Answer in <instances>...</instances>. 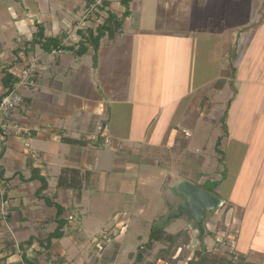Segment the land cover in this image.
<instances>
[{"label":"crops","instance_id":"0c3cea01","mask_svg":"<svg viewBox=\"0 0 264 264\" xmlns=\"http://www.w3.org/2000/svg\"><path fill=\"white\" fill-rule=\"evenodd\" d=\"M16 1V5L22 3L21 9L16 5L5 6L14 20L11 27L16 29L11 38H2L11 29L10 23H0V99L5 92L3 78L7 73L17 78L22 69L33 68L37 72V85L33 89L20 88L29 108L22 119L28 133L10 137L0 146V168L4 172V178L0 180L3 185L1 192L4 193L7 185L11 204L9 217L5 220L0 217V242L5 248L10 241L16 248L14 252L0 251V259L8 255L3 264L21 261L18 253L24 247L20 249V244L32 237L40 239L45 232L47 234L55 228V225L42 224L54 210L37 199L41 183L30 180L33 169L39 170L40 175L47 179L45 194L56 197V202L66 207L73 206L72 218L75 220L81 208H78L69 190L59 188L58 179L63 170L80 171L85 182L82 199H89L90 203L94 189L104 190L96 188L94 182L97 176L113 167L123 171L119 178L114 177L121 182L123 189L126 184L133 183L137 174L121 157L125 149L122 147L125 144H129L128 147L136 145L133 136L140 133L133 127L135 115L124 118L120 112L123 114V106L130 104L136 71L144 75L142 87L149 89L153 80L150 70L158 65L160 82H156V90L152 92L156 95L158 87L164 88V75H168L166 71H169L170 64H180L176 72H170L177 79L182 78L184 83L181 85L184 94L177 99L191 97L177 120L185 130L198 125L199 121L203 125L215 126L218 120H224L226 115L224 119L219 117L223 109L219 107L221 101L212 99L210 102L208 96L213 92V96L221 100L233 94L227 111L231 117L234 114V118L239 116V112H244L245 120L241 122V127H245L244 135H235L237 130L232 125L240 119L232 122L229 116L231 126L224 125L222 128L224 142L236 139L240 145H248L250 149L252 142L249 136L253 140L260 137V147L258 143L256 147L261 149V157H264V0H133L129 8L130 16L121 30L112 37L102 39L96 54V65L92 48L84 56L77 57L70 51L48 52L40 45L32 44L38 24L44 26L46 38H62L65 35L63 41L68 46L80 40L78 30L96 29L98 24L103 23V15H94L86 20L84 8L87 0H74L65 5L57 0ZM106 1L119 18L124 14L126 9L121 0ZM222 60L229 62L232 68L227 70L222 66L221 69L218 64ZM205 63L211 66L213 72L210 80H204ZM214 63L220 67L219 72L215 71ZM247 65L255 66L254 71L245 69ZM237 69L244 71L243 77ZM164 95L170 99L166 92ZM242 95L246 105L239 102ZM169 99L165 105L157 104L148 95L143 105L145 115L150 110H162L172 103ZM214 103L216 106H213ZM250 114H258L259 117ZM249 115L253 122L249 121ZM159 120L156 114L151 124ZM254 123L258 128L253 135L251 130L249 135L248 127H253ZM137 124L142 126L144 122ZM187 131L185 134H191ZM145 136L146 133L144 140ZM178 137V132L173 130L168 145L177 143ZM65 139L78 143L70 144ZM108 144L112 146L108 148ZM186 144L187 150L200 151L192 140ZM29 162L32 164L29 165ZM110 162L113 167L111 165L108 169ZM245 169L241 168V173L246 174ZM160 171L139 169L138 173L151 176L160 174ZM229 191L224 192L228 198L234 195H230ZM262 205L264 208V201ZM233 210L236 217L241 216L239 209ZM249 236L254 238L252 234Z\"/></svg>","mask_w":264,"mask_h":264},{"label":"rangeland","instance_id":"374dc122","mask_svg":"<svg viewBox=\"0 0 264 264\" xmlns=\"http://www.w3.org/2000/svg\"><path fill=\"white\" fill-rule=\"evenodd\" d=\"M15 1L0 0V23L6 24L9 22V28H11L4 33L5 35L3 34L2 38L5 39L11 38L13 33L16 32L15 26H13L14 29L11 27V24L14 23L12 15L5 8L9 5L15 6L18 2ZM28 1L32 2V0ZM57 1L65 5L74 0ZM16 6L20 9L23 7L20 2ZM0 35H2L1 32ZM215 60H218V58H215ZM179 65L172 66L170 64L169 71H166L168 75H164V88L158 87L155 91L156 95L152 92L156 90V82L158 84L160 82L159 73H161V70L156 67L158 65L150 70L149 74L153 76V80L151 79L152 87L149 89L142 87L145 82L142 73L140 75L136 71L133 74L132 94L129 97L130 104L123 106V114L120 112L124 118L135 115L134 120L137 123L144 122L142 126H139L136 122L134 123V129H138L140 133L133 136L136 145L133 144L128 147L129 144H122L123 147L121 146L123 149L125 148L121 157L137 174L134 176L136 178H134L133 183H131L133 186L130 187L131 185L126 184L123 189L121 182L116 180L123 171L113 167L110 162L107 168L109 169L111 165L113 168L107 170V173H103V175H98L97 180L94 182L96 188L101 187L104 190L97 191V189H94L95 192L90 197L91 203L88 198V201L82 199L85 193L84 190L81 197L72 194L75 203L81 210L78 209L80 212H77L78 218L76 220H70L71 223L66 230L65 238L53 241L52 253L54 256L52 260L64 258L66 260L64 264H134L139 251L138 248L148 242L151 227L157 224L165 226L166 232L170 234H177L185 229L189 231L191 241L184 251L179 249L173 255L166 252L162 254V250H166L169 245L156 244L155 249L145 257L141 264L189 263L194 259L195 252L200 249L202 240V244L207 247V252L203 257H195L192 264H230L216 259V256L227 258V260L233 261L232 264H264V208H262L264 201V157H261L263 153L260 154L261 149L258 148L260 147V137L253 140V137L249 136L252 142L250 149H248V145H240L241 143L235 141L236 139H231L229 142L225 141V143V134H223L222 128L224 125L229 128V125L232 124L229 121L231 114L227 111V107L232 102L231 99L234 95L229 94V100L227 97L218 100L216 96H213V92L208 96L210 102L212 99H216L218 102L221 101L219 107L223 109L219 117H223L222 119L225 118V115L227 117L224 120L221 119V122L218 120L215 126L203 125L199 121L198 125H193L187 129L191 134H185L188 131L185 130L186 128H182L177 120L181 113H184L183 110L187 106L186 102L191 97L188 96L183 100L182 98L177 99V97L184 94L182 93L184 87H181L184 84L182 78L177 79L174 76L175 74H172L177 71ZM218 65L221 69L222 66L227 70L232 68L229 62L224 63L223 60ZM219 66L214 65L216 72L221 70ZM244 67L250 72H253L255 68V66L250 65ZM225 68L224 70H226ZM170 70H172V73ZM204 73V80H210V74L213 72L211 66L209 67L207 63H205ZM237 73L243 77L244 71L237 69ZM165 92L166 95L172 92L175 93L170 94L169 99L167 96L164 97ZM148 95L157 104L165 105L168 99L169 101L172 100V103L167 104L162 110H150L145 115L143 105ZM239 102L246 105L245 96L242 95ZM213 106H216V103ZM242 108L244 109V107ZM241 113L239 112L237 118H234V114L232 117L230 116L232 122L240 119V122H234L232 125L237 130L236 136L237 134L244 135L245 127H241L243 126L241 122L245 120V114L244 112ZM156 114L160 117V120L155 124H151ZM250 115L248 119L253 122L252 115ZM257 115L252 117H257ZM249 127V135L251 130V135H253L258 128L257 123H254L253 127ZM173 130L178 132L179 137L177 143L169 146L168 141ZM144 133H146L145 140L143 138ZM189 140L195 142L194 146L200 149L198 153L187 150L186 142ZM257 143L258 147H256ZM262 143L264 145V139ZM111 146L112 144H108V148ZM244 167H246V174L241 173V168ZM139 169L141 171H161L158 175L152 174L150 176L139 174ZM61 176L62 174L59 178ZM184 180L224 201L222 207L207 215L204 226L211 233L210 235L206 236L205 234L201 237L200 231L195 229L196 223L187 217L169 221L178 206L185 202L184 198L176 191L178 184ZM82 181L84 188L83 176ZM246 187L249 189H246ZM229 189L231 190L229 191ZM226 191H229L230 195L233 193L234 195L228 198L224 195ZM233 208L241 211L240 217L235 216ZM7 216L0 215L3 220ZM257 216L259 217L257 218ZM252 228H254L253 231ZM49 233L46 234L45 232L40 239L47 238ZM250 234L254 238L250 239ZM36 239L39 240V238ZM61 247L62 249H60ZM3 249L4 247L0 242V251ZM24 249L30 259L36 257L41 264H47L44 256L37 257V253L41 248L36 241L33 242V245H26ZM23 252L24 250L21 249L18 255L22 257ZM131 254H134V256L130 257ZM180 256H182L181 259ZM48 264L53 263L49 262Z\"/></svg>","mask_w":264,"mask_h":264},{"label":"trees","instance_id":"16d2710c","mask_svg":"<svg viewBox=\"0 0 264 264\" xmlns=\"http://www.w3.org/2000/svg\"><path fill=\"white\" fill-rule=\"evenodd\" d=\"M97 1L98 0H87L84 8L85 19L90 20L94 15H100V16L103 15V23L98 24V26L94 30L93 29L78 30L77 32L80 37V40L77 43L69 46L66 45L63 41L65 35H63L62 38L60 37L46 38L44 26L38 24L37 25L38 31L32 39L33 46L40 45L41 47H43L44 50L48 52L70 51L77 57L84 56L88 52V50L92 48L95 51L94 62L96 65L97 63L96 54L101 46L102 39L106 36L112 37L116 32L121 30L125 20L130 16L129 8L133 0L120 1L121 5L126 9L124 14L120 18L110 10L109 2H107L106 0H100L101 1L100 4H97ZM17 81L18 79L15 78V76L8 73L6 74V76L3 78L5 92L1 96V98H3L11 90H13V87L17 83ZM224 130L226 131V127H224ZM25 134L26 133H24L23 135ZM64 141L70 144L78 143V141H74L70 139H65ZM218 143L220 144V141ZM31 164L32 163L29 162V165ZM3 178H4V172L0 168V180L1 179L3 180ZM30 180H37L41 183V188L38 190L37 193V199L43 201L47 208L54 210L53 214L46 217L45 224L55 225V228L51 233H49L47 238L38 240L32 237L27 242L20 244L19 247L20 249L22 247L25 248L26 245H33V242L36 241L41 248L39 253H37V257L44 256L45 261L47 263L52 262L53 264H64L66 261L64 258L52 260L54 256L52 253L53 241L55 240L59 241L65 238L66 230L70 226V220L73 219L72 217L74 215V208L73 206L66 207L60 203H57L56 197H50L44 193L48 188V182L45 177L40 175L39 170L36 169L32 170V177L30 178ZM59 188L69 190L73 195L77 194L79 197H81V193L83 192V181L80 171L70 170V169L63 170L62 176L59 178ZM2 199L4 200L9 199L7 195V185H5L3 196L0 193V203L2 202ZM7 217H9V215ZM195 229H197V227ZM210 234L211 233L208 232V230L206 229V236ZM190 241H191V236L189 234V231L185 229L181 230L177 234H170L166 232L165 226L154 224L151 227L148 242L145 245L140 246L138 248L139 251L137 253V258L134 264H141L144 261L145 257L147 255H150L151 252L155 249L156 244L169 245V247L166 248V250H162V254L166 252L169 255L170 254L173 255L179 249L184 251V249L189 245ZM202 243L203 240L201 241L200 249L195 252V257L205 256L207 252V247ZM15 249H16L15 247H13L10 243H8L6 247L2 250V252L4 253H8L9 251L14 252ZM133 256L134 254L130 255V257ZM7 257L8 255L0 259V264H3L6 261ZM181 258L182 256H180V259ZM194 259H192L191 262L189 263L187 262L186 264H192V262H194ZM216 259L226 261L230 264L233 263V261H229L227 260V258L220 256H216ZM16 264H40V262L36 257L30 259L26 253V250L24 249L23 255L21 257V261L17 262Z\"/></svg>","mask_w":264,"mask_h":264},{"label":"built area","instance_id":"2783aa9c","mask_svg":"<svg viewBox=\"0 0 264 264\" xmlns=\"http://www.w3.org/2000/svg\"><path fill=\"white\" fill-rule=\"evenodd\" d=\"M100 0L97 4H100ZM58 53H61L58 51ZM17 83L13 90L0 99V145H4L10 137H21L28 133V128L24 124L23 116L28 113V106L20 88L33 89L37 85V72L33 68L22 69L17 74ZM0 181V193L1 185ZM11 204L8 200L2 199L1 214L6 216L10 213Z\"/></svg>","mask_w":264,"mask_h":264},{"label":"water","instance_id":"95a60500","mask_svg":"<svg viewBox=\"0 0 264 264\" xmlns=\"http://www.w3.org/2000/svg\"><path fill=\"white\" fill-rule=\"evenodd\" d=\"M176 191L184 198L185 202L181 203L171 219L187 217L196 223L201 237L206 234L204 223L207 215L223 206V201L214 194L205 191L188 181H181Z\"/></svg>","mask_w":264,"mask_h":264}]
</instances>
